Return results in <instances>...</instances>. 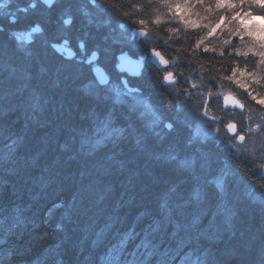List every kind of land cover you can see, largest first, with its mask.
Returning a JSON list of instances; mask_svg holds the SVG:
<instances>
[{"label":"trees","instance_id":"obj_1","mask_svg":"<svg viewBox=\"0 0 264 264\" xmlns=\"http://www.w3.org/2000/svg\"><path fill=\"white\" fill-rule=\"evenodd\" d=\"M257 1L239 12L264 17ZM159 2L174 5L166 18L152 0H0V264H264L262 162L232 152L222 125L225 140L189 145L183 99L223 87L254 119L260 109L229 80L255 75L249 90L264 99V61L201 44L188 17L215 0ZM63 44L74 59L53 48ZM151 51L175 86L150 62L138 78L119 71L120 55ZM97 66L171 132L107 95ZM240 118L227 119L241 130Z\"/></svg>","mask_w":264,"mask_h":264},{"label":"rangeland","instance_id":"obj_2","mask_svg":"<svg viewBox=\"0 0 264 264\" xmlns=\"http://www.w3.org/2000/svg\"><path fill=\"white\" fill-rule=\"evenodd\" d=\"M240 1H243L245 6L252 4V1L259 2L257 0H215V4L206 10L205 16L194 13L191 17H188V20L196 29L202 27L201 31H206L204 32L206 36L201 42L205 48L226 47L233 43L235 48L241 53L254 55L260 61H264V17H254L246 11L239 12L243 4ZM237 6L238 8H236ZM201 12L204 13V11ZM24 44L25 41L21 40L23 48H25ZM94 57L92 61L95 60ZM170 67L158 65L160 71L164 72V81H166L169 74L168 72L166 73V70L169 71ZM254 76L253 74L236 73L229 82L230 85L245 93L253 107L259 108L260 113H262L264 111V103H262L264 99L253 95L251 90H249L258 81L255 78L256 76ZM107 79L109 80L106 89L107 95L115 97L122 103H129V106L138 112L139 117L147 121L146 124L151 130L162 133V130H166L167 128L168 132H171V124L163 121V117L147 99L136 93L137 91L129 88L126 82L118 84L111 82L108 76ZM129 96L133 99L132 103L128 100ZM183 99L187 104L186 107H189L190 112L193 113L192 116L196 119V124L191 129L192 135L189 145L193 143L203 144L208 140H225L219 132L221 125L228 138H234L233 142H235V136L230 135L226 131L225 125L229 124L228 119L236 117L237 114L241 116L239 120H241L243 127H249L260 120L258 118L260 113L256 112L257 115L253 119L251 112H248L244 108L238 98L223 87L218 88L214 95H200L199 97L189 92L186 93ZM230 100H235L237 103L229 102ZM222 115H225L226 118L221 119ZM235 122L232 123L237 125V130L239 131L238 124ZM214 125L218 126V130L215 133L212 131ZM231 146H229V149L231 148L233 151L231 149L230 151L235 152L237 155L246 150L250 153L248 154L250 157L255 158L254 160H257L259 163L262 162V175H264V141L257 139L255 142L249 144L245 140L243 144H235L234 146L233 143ZM260 198L264 200V194L260 195Z\"/></svg>","mask_w":264,"mask_h":264},{"label":"water","instance_id":"obj_3","mask_svg":"<svg viewBox=\"0 0 264 264\" xmlns=\"http://www.w3.org/2000/svg\"><path fill=\"white\" fill-rule=\"evenodd\" d=\"M39 34H41L40 28L39 27L33 28L26 35L27 42L29 43L31 41L32 36H37ZM53 48L58 54L64 55L67 59H73L75 57L74 52L68 47H66L65 44L54 45ZM94 58H96V56ZM118 60H119V66H118L119 71L121 73L128 75L131 78L140 77L141 73L143 72L148 62L156 66L158 65H163L164 67L170 66V64L158 52H155V51H151L149 56H144L139 59H135L128 54H122L119 56ZM93 73L101 87H105L108 85L109 80L107 79V75L100 67L98 66L95 67L93 69ZM177 83L178 81L176 79H172L171 74L168 76L167 81H165V84L169 86H175Z\"/></svg>","mask_w":264,"mask_h":264},{"label":"clouds","instance_id":"obj_4","mask_svg":"<svg viewBox=\"0 0 264 264\" xmlns=\"http://www.w3.org/2000/svg\"><path fill=\"white\" fill-rule=\"evenodd\" d=\"M46 3L51 6V3L53 0H45ZM152 7L155 9H158V14L161 17L166 18L168 16V8L174 7L173 4H161L159 0H152ZM67 23V22H66ZM167 103L171 105L172 101L168 100L167 97H165ZM203 114V113H201ZM230 126H234V130L230 128ZM225 128L227 129V132L231 135L235 136V142L229 141V143L235 144H243L245 140L249 144L255 142L257 139L260 141H264V113H260V120L259 122L253 123L249 127H241V130H237V125L229 121L228 125H225ZM218 130V126H213L212 131L215 133Z\"/></svg>","mask_w":264,"mask_h":264},{"label":"snow or ice","instance_id":"obj_5","mask_svg":"<svg viewBox=\"0 0 264 264\" xmlns=\"http://www.w3.org/2000/svg\"><path fill=\"white\" fill-rule=\"evenodd\" d=\"M229 102L237 103V101H235V100H230ZM262 103H264V101H262ZM230 128H232L234 130V126H230Z\"/></svg>","mask_w":264,"mask_h":264},{"label":"flooded vegetation","instance_id":"obj_6","mask_svg":"<svg viewBox=\"0 0 264 264\" xmlns=\"http://www.w3.org/2000/svg\"><path fill=\"white\" fill-rule=\"evenodd\" d=\"M170 74H171V73H169L168 76H169ZM171 75H172V79H174L173 74H171ZM168 76H167V79H168ZM167 79H166V81H167Z\"/></svg>","mask_w":264,"mask_h":264}]
</instances>
